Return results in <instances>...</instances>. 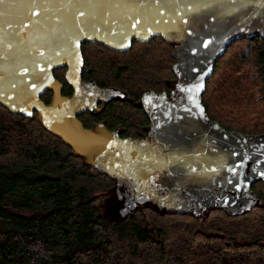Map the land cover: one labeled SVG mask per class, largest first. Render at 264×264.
I'll use <instances>...</instances> for the list:
<instances>
[{
    "label": "water",
    "instance_id": "water-1",
    "mask_svg": "<svg viewBox=\"0 0 264 264\" xmlns=\"http://www.w3.org/2000/svg\"><path fill=\"white\" fill-rule=\"evenodd\" d=\"M156 37L173 47L175 79L169 94L147 90L137 101L147 135L85 128L78 116L127 94L82 80V44L123 53ZM253 37H264V0H0V106L26 118L37 112L44 130L112 180L109 218L142 206L193 218L214 209L243 215L261 205L251 186L264 184V134L222 128L202 96L228 46ZM63 67L71 97L53 75Z\"/></svg>",
    "mask_w": 264,
    "mask_h": 264
},
{
    "label": "trees",
    "instance_id": "trees-1",
    "mask_svg": "<svg viewBox=\"0 0 264 264\" xmlns=\"http://www.w3.org/2000/svg\"><path fill=\"white\" fill-rule=\"evenodd\" d=\"M81 52L84 77L131 98L81 116L83 126L104 123L121 127L123 138L145 136L149 121L134 102L146 90L169 93L173 47L156 37L133 41L123 53L99 44ZM71 95L64 81L61 96ZM202 102L222 128L264 134V37L228 46ZM71 152L41 127L37 112L26 118L0 106V264H264L262 182L251 186L261 205L239 216L218 209L200 218L161 215L142 206L112 219L101 207L114 183Z\"/></svg>",
    "mask_w": 264,
    "mask_h": 264
},
{
    "label": "flooded vegetation",
    "instance_id": "flooded-vegetation-1",
    "mask_svg": "<svg viewBox=\"0 0 264 264\" xmlns=\"http://www.w3.org/2000/svg\"><path fill=\"white\" fill-rule=\"evenodd\" d=\"M84 44H90V43H84ZM84 44H82V45H84ZM94 44H96V43H94ZM82 47V46H81ZM118 53V52H117ZM83 60H84V58H83ZM59 72L61 73L60 75H59ZM65 72H66V67H63V68H58V69H56V70H54L53 71V75H54V78H55V80L56 81H58L59 83H60V85H61V92H62V90H63V88H64V81H65ZM84 73H87V71H86V69L84 68V63H83V68H82V74H81V78H82V80H84V81H89V79H87L86 77H84ZM61 76V77H60ZM66 82V81H65ZM67 84V83H66ZM68 85V84H67ZM69 86V85H68ZM70 87V86H69ZM71 88V87H70ZM72 89V88H71ZM147 91V90H146ZM151 91V90H150ZM144 92V91H143ZM143 92L141 93V95H140V97H139V99L141 98V96H142V94H143ZM154 92V91H153ZM126 93V92H125ZM72 94H73V89H72ZM127 94V93H126ZM167 94H169V93H167ZM50 95V96H49ZM53 91H51V90H49V89H47L44 93H43V95L41 96V97H48L49 98V100H48V102H47V104H49L50 102H51V100H52V97H53ZM72 96V95H71ZM71 96H69V97H71ZM138 99V100H139ZM137 100V101H138ZM114 101H131V98L127 95V97H126V99L125 100H114ZM137 101L136 102H134V106L136 107V103H137ZM111 102H113V101H110V102H108L107 104H109V103H111ZM106 104V105H107ZM105 105V106H106ZM105 106H103L102 107V104L101 103H98L97 105H96V108L93 110V111H90V112H86V113H83V114H81L80 116H78V119L81 117V116H83V115H85V114H87V113H99ZM137 108V107H136ZM139 109V108H138ZM140 110H142V109H140ZM148 119V118H147ZM80 120V119H79ZM102 125H104V123H101ZM94 125H97V123L96 124H94ZM94 125H92V127L94 126ZM109 130V129H108ZM115 130H118L119 132H120V137H121V133H122V129H121V127H116L115 129H113V130H110V131H115ZM146 135H147V132H146Z\"/></svg>",
    "mask_w": 264,
    "mask_h": 264
},
{
    "label": "rangeland",
    "instance_id": "rangeland-1",
    "mask_svg": "<svg viewBox=\"0 0 264 264\" xmlns=\"http://www.w3.org/2000/svg\"><path fill=\"white\" fill-rule=\"evenodd\" d=\"M174 79H175V77H174ZM174 79H173V80H174ZM173 80H171V81H173ZM171 81H170V82H171ZM170 82H169V83H170ZM106 201H107V199H106L105 201H103V203H102L103 205H102L101 208H102V212H103V213H105V212L107 213L108 210H109V209L107 208L106 204H105ZM104 204H105V205H104Z\"/></svg>",
    "mask_w": 264,
    "mask_h": 264
}]
</instances>
